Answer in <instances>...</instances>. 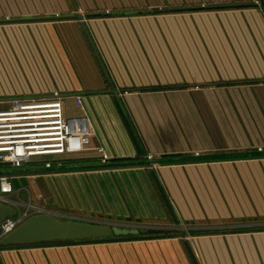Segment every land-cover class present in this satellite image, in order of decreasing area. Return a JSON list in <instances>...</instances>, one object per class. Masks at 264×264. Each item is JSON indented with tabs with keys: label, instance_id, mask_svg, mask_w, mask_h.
<instances>
[{
	"label": "crops",
	"instance_id": "0c3cea01",
	"mask_svg": "<svg viewBox=\"0 0 264 264\" xmlns=\"http://www.w3.org/2000/svg\"><path fill=\"white\" fill-rule=\"evenodd\" d=\"M2 18L0 107L60 90L97 133L53 164L109 163L28 164L20 195L60 218L172 227L159 181L179 222L221 229L2 245L0 264H264V228L226 229L264 220V0H0Z\"/></svg>",
	"mask_w": 264,
	"mask_h": 264
},
{
	"label": "built area",
	"instance_id": "2783aa9c",
	"mask_svg": "<svg viewBox=\"0 0 264 264\" xmlns=\"http://www.w3.org/2000/svg\"><path fill=\"white\" fill-rule=\"evenodd\" d=\"M74 97L84 104L81 93ZM4 99L0 96V101ZM96 133L87 109L82 115H69L65 96L58 89L49 96L17 95L10 99L9 106L0 107V166L55 165L52 159L57 155L89 149L91 137ZM96 148L103 152V160L109 159L103 144ZM0 201L17 209L1 220L0 239L31 214L49 211L31 198L23 199L12 176L3 173H0Z\"/></svg>",
	"mask_w": 264,
	"mask_h": 264
},
{
	"label": "water",
	"instance_id": "95a60500",
	"mask_svg": "<svg viewBox=\"0 0 264 264\" xmlns=\"http://www.w3.org/2000/svg\"><path fill=\"white\" fill-rule=\"evenodd\" d=\"M65 16H75V15H65ZM32 18V17H25ZM12 20L10 18L0 19V22ZM125 113L127 114L126 109L123 106ZM128 116V114H127ZM263 150H258L254 152H261ZM251 152V151H250ZM241 153H248L241 152ZM240 153V154H241ZM228 153L220 154H196L192 156H182V157H147L142 159L145 162H156L163 161L168 159H177L185 157H209V156H219ZM239 154V153H236ZM109 164L108 162H98V163H76V164H64V165H52V166H43V167H71V166H84V165H93V164ZM158 181V179H157ZM161 190L166 198V201L171 209L172 215L174 216L176 222L178 219L175 215V212L171 206V203L162 187L158 181ZM21 196L23 199H27L26 191H23ZM17 209L6 202L0 201V222L1 220L10 214L16 213ZM147 228H141L138 225H131L125 223H111L104 221H82L77 219H66L60 218L53 212H40L31 214L22 220L17 227L3 236L0 239V246L10 245L17 243H27V242H45V241H54V240H76V239H88V238H102V237H112V236H130L140 233H147Z\"/></svg>",
	"mask_w": 264,
	"mask_h": 264
},
{
	"label": "rangeland",
	"instance_id": "374dc122",
	"mask_svg": "<svg viewBox=\"0 0 264 264\" xmlns=\"http://www.w3.org/2000/svg\"><path fill=\"white\" fill-rule=\"evenodd\" d=\"M43 167V166H42ZM56 167L52 168V167H43L41 169H39L40 171H48L50 169H55ZM16 169H20V170H12L10 172H5L3 174H7L12 176V178L14 176H18V175H22L24 173L33 171V170H29L26 168H16ZM41 206H43L46 209H49V204L47 202V200H49V197L45 194V197L41 196ZM45 199V200H44ZM34 202L36 203V201L34 200ZM45 212V211H42ZM50 212V211H47ZM40 213V212H39ZM125 224H131V225H138L141 228H146L148 227L151 231H155L157 233H165V234H181L182 232H196V231H201V230H210V229H221V228H205L201 225H193L190 224L188 222H179L177 224H175L174 226L171 227L170 226H161V225H157V224H149V223H135V222H129V223H125ZM233 227H240V228H246V227H264V220L263 221H256L253 222L250 225H244V224H236L235 226L232 225L231 227H226V229L228 228H233ZM223 228V227H222Z\"/></svg>",
	"mask_w": 264,
	"mask_h": 264
},
{
	"label": "trees",
	"instance_id": "16d2710c",
	"mask_svg": "<svg viewBox=\"0 0 264 264\" xmlns=\"http://www.w3.org/2000/svg\"><path fill=\"white\" fill-rule=\"evenodd\" d=\"M257 228H264V227H257ZM143 235H149V236H163L165 233H157L155 231L148 230L147 233H142Z\"/></svg>",
	"mask_w": 264,
	"mask_h": 264
}]
</instances>
